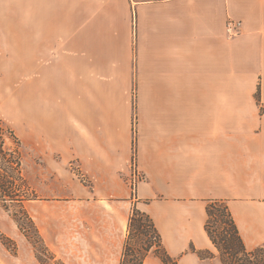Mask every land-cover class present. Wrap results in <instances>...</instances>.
Returning <instances> with one entry per match:
<instances>
[{
  "label": "crops",
  "instance_id": "0c3cea01",
  "mask_svg": "<svg viewBox=\"0 0 264 264\" xmlns=\"http://www.w3.org/2000/svg\"><path fill=\"white\" fill-rule=\"evenodd\" d=\"M0 2L57 5L56 31L26 33L25 86L70 134L62 158L103 165L119 185L133 156L142 180L124 209L148 214L169 254L189 242L214 253L209 200L227 203L248 249L264 244V0ZM113 185L106 196L128 197Z\"/></svg>",
  "mask_w": 264,
  "mask_h": 264
},
{
  "label": "rangeland",
  "instance_id": "374dc122",
  "mask_svg": "<svg viewBox=\"0 0 264 264\" xmlns=\"http://www.w3.org/2000/svg\"><path fill=\"white\" fill-rule=\"evenodd\" d=\"M56 11L57 5L0 2V123L13 130L21 142L23 174L30 190V200L23 204L7 208L0 204V264H38L32 247L37 246V236L30 232L28 219L46 246L66 264H119L126 218L131 214L124 207L135 203V188L142 180L133 156L126 174L120 170L117 175L113 173L119 185H113L111 173L105 174L103 165H81L62 158L70 134L53 132L41 101L31 105L30 94L29 99L26 94V59L31 57L26 33L56 31ZM45 40L44 35L47 53ZM256 95L259 102V86ZM135 123L133 113L132 126ZM83 167L91 168L93 174ZM112 185L114 192L127 189L128 197L106 196ZM190 236L197 239L195 229ZM191 246L195 248L189 242L176 255L166 251L177 264H185L182 258L194 254ZM204 264L220 263L216 258Z\"/></svg>",
  "mask_w": 264,
  "mask_h": 264
},
{
  "label": "trees",
  "instance_id": "16d2710c",
  "mask_svg": "<svg viewBox=\"0 0 264 264\" xmlns=\"http://www.w3.org/2000/svg\"><path fill=\"white\" fill-rule=\"evenodd\" d=\"M29 197V186L23 174L21 142L13 130L0 123V204L7 208L23 204L30 200ZM205 215L203 230L216 254L191 246L190 251L199 260L217 258L220 264H264V244L252 249L245 246L226 202L209 200ZM28 223L31 224L30 232L35 231L37 236V246L32 245L37 263L66 264L46 246L31 219ZM150 255L162 264H177V260L171 258L164 248L151 217L134 206L127 221L120 264H144Z\"/></svg>",
  "mask_w": 264,
  "mask_h": 264
},
{
  "label": "built area",
  "instance_id": "2783aa9c",
  "mask_svg": "<svg viewBox=\"0 0 264 264\" xmlns=\"http://www.w3.org/2000/svg\"><path fill=\"white\" fill-rule=\"evenodd\" d=\"M232 25L233 24L227 26V33L231 36L236 34V31H234V25ZM235 26H239V23H236Z\"/></svg>",
  "mask_w": 264,
  "mask_h": 264
}]
</instances>
